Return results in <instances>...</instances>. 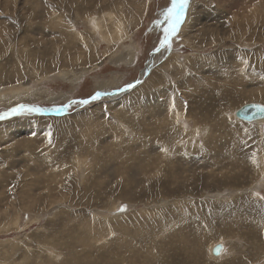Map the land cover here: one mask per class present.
Listing matches in <instances>:
<instances>
[{"label":"rangeland","instance_id":"obj_1","mask_svg":"<svg viewBox=\"0 0 264 264\" xmlns=\"http://www.w3.org/2000/svg\"><path fill=\"white\" fill-rule=\"evenodd\" d=\"M170 6L0 0V264H264V0Z\"/></svg>","mask_w":264,"mask_h":264},{"label":"snow or ice","instance_id":"obj_2","mask_svg":"<svg viewBox=\"0 0 264 264\" xmlns=\"http://www.w3.org/2000/svg\"><path fill=\"white\" fill-rule=\"evenodd\" d=\"M188 3L189 0H171V6L164 11L163 13L164 23L167 26L163 28L164 35L160 43V48H170L171 38L177 33L179 29V25L183 21ZM134 86L135 85H129V87H134ZM101 95L102 94L98 92L88 100L72 101L71 103L87 104L90 103L91 101L99 99ZM38 111L39 109H32V108L20 106L18 108L12 109L9 113L0 114V120L7 119L12 116H20L27 113L38 112ZM259 111L264 113V107L260 108ZM125 210H126V206H121V208L119 209V211H125ZM220 250L221 249L219 248L216 250L217 254L220 253Z\"/></svg>","mask_w":264,"mask_h":264},{"label":"water","instance_id":"obj_3","mask_svg":"<svg viewBox=\"0 0 264 264\" xmlns=\"http://www.w3.org/2000/svg\"><path fill=\"white\" fill-rule=\"evenodd\" d=\"M262 107H264V105L258 103L245 104L235 111V118L247 123H264V113L259 111ZM218 248L221 249L219 254L216 252ZM223 250V245L218 243L211 248L210 253L213 257H218Z\"/></svg>","mask_w":264,"mask_h":264},{"label":"bare ground","instance_id":"obj_4","mask_svg":"<svg viewBox=\"0 0 264 264\" xmlns=\"http://www.w3.org/2000/svg\"><path fill=\"white\" fill-rule=\"evenodd\" d=\"M105 3V2H104ZM263 8V7H262ZM259 16V15H258ZM102 17V16H101ZM101 17H97V20H95L96 22V29L98 30V29H100V20H102L101 19ZM235 17V16H234ZM243 17V16H242ZM93 18V17H92ZM100 18V19H99ZM109 19H110V17H109ZM243 23V22H242ZM240 25H242V24H240ZM124 26V25H123ZM115 27V26H114ZM104 28H106V27H104ZM118 28H119V26H118ZM237 28V27H236ZM115 29V28H114ZM120 29V28H119ZM233 29H234V27H233ZM241 29V28H240ZM108 30V29H107ZM116 31H118V30H116ZM211 32V31H210ZM219 32V31H218ZM103 33V32H102ZM115 33V32H114ZM100 35H101V33H100ZM152 59H153V57H152ZM152 59L149 61V63L147 64V66H146V69H145V71H143L142 72V77L144 76V75H146L145 73H147L148 71H149V69L151 68V63H152ZM155 59V58H154ZM152 86V85H151ZM103 87V86H102ZM110 87V86H109ZM262 92H263V90H262ZM259 94H262V93H252V94H250V95H247V98H249V99H252V100H259V99H262L263 101H264V94H262V95H259ZM110 97V96H109ZM249 104V103H248ZM261 105H263L262 103H261ZM242 107V106H241ZM234 113H235V111H234ZM234 115V114H233ZM234 117H235V115H234ZM263 123V122H262ZM195 131H197V130H194V132ZM210 144H212V143H210ZM147 145V144H146ZM210 151V150H209ZM145 153V152H144ZM147 153H148V151H147ZM146 155V154H145ZM147 155H149V154H147ZM216 155V154H215ZM223 155V154H222ZM156 156V155H155ZM155 156L153 157V156H151V157H153L154 159H156L155 158ZM148 157V156H147ZM150 157V156H149ZM203 157H205V156H203ZM215 159V158H214ZM148 160H149V158H148ZM157 160H159V157H158V159ZM157 160H156V163H157ZM161 161H165V160H162L161 159ZM161 161H159L160 162V166H161ZM158 162V163H159ZM164 164V163H163ZM109 165V164H108ZM167 165V164H166ZM206 165V164H205ZM163 167V166H162ZM161 167V168H162ZM102 169V168H101ZM189 169V168H188ZM136 170H137V168H136ZM171 170V171H170ZM169 171L171 172V176H176V178L179 176L178 174H179V169L178 168H176V167H174V168H169ZM108 172H110V171H108ZM104 173V172H103ZM143 173V172H142ZM172 178V177H171ZM175 178V179H176ZM174 179V178H173ZM235 180V179H234ZM128 182V181H127ZM170 183H172L173 184V182H170ZM252 205V204H251ZM229 207V206H228ZM253 207V206H252ZM228 210V209H227ZM230 229V228H229ZM195 240H196V238H195ZM44 242V241H43ZM124 244V243H123ZM184 244L186 245V249H188V250H190L191 248H192V250H194L195 249V246H194V244L193 243H191V242H188L187 240H185L184 239ZM187 244H189V247L187 246ZM216 244H218V243H215V244H213V245H211L210 247H209V251L211 250V248L214 246V245H216ZM220 244H222V243H220ZM223 245V247H224V250L222 251V253L221 254H223L224 252H225V245L224 244H222ZM125 246V245H124ZM161 245H159V247H160ZM160 249L161 250H163L164 249V246H161L160 247ZM131 251V250H130ZM193 252V251H192ZM133 254H135V253H133ZM138 254V253H137ZM211 254V253H210ZM139 255V254H138ZM197 255V254H196ZM135 256V255H134ZM133 257V256H132ZM136 257V256H135ZM137 258H139V257H137ZM162 258V257H161ZM137 262V261H136ZM158 263V262H157ZM134 264V263H133ZM159 264V263H158Z\"/></svg>","mask_w":264,"mask_h":264}]
</instances>
